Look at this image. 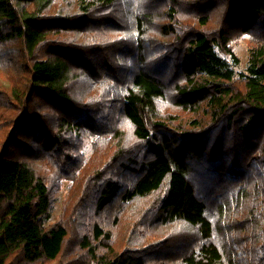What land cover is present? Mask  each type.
<instances>
[{"label":"trees","instance_id":"trees-1","mask_svg":"<svg viewBox=\"0 0 264 264\" xmlns=\"http://www.w3.org/2000/svg\"><path fill=\"white\" fill-rule=\"evenodd\" d=\"M0 264H264V0H0Z\"/></svg>","mask_w":264,"mask_h":264},{"label":"rangeland","instance_id":"rangeland-1","mask_svg":"<svg viewBox=\"0 0 264 264\" xmlns=\"http://www.w3.org/2000/svg\"><path fill=\"white\" fill-rule=\"evenodd\" d=\"M257 42L254 38L249 34L235 35L232 39V47L235 53L236 58L238 59V63H234L230 57L222 55V57L226 58L230 61L238 75L247 74V68L249 65V52L250 49L253 48ZM92 151V141H89L84 150L85 154L89 156ZM70 182L67 180H62L52 189V201H53V216L50 223H54L59 220L60 215L62 213V206L64 200L68 195Z\"/></svg>","mask_w":264,"mask_h":264}]
</instances>
